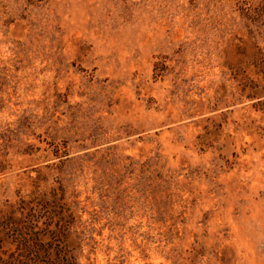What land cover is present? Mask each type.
I'll return each instance as SVG.
<instances>
[{
	"label": "rangeland",
	"instance_id": "374dc122",
	"mask_svg": "<svg viewBox=\"0 0 264 264\" xmlns=\"http://www.w3.org/2000/svg\"><path fill=\"white\" fill-rule=\"evenodd\" d=\"M0 264H264V0H0Z\"/></svg>",
	"mask_w": 264,
	"mask_h": 264
}]
</instances>
